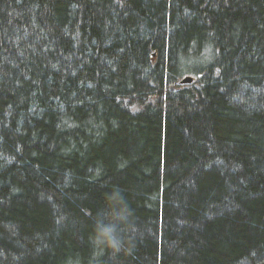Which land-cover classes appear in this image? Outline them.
<instances>
[{
  "label": "trees",
  "instance_id": "trees-1",
  "mask_svg": "<svg viewBox=\"0 0 264 264\" xmlns=\"http://www.w3.org/2000/svg\"><path fill=\"white\" fill-rule=\"evenodd\" d=\"M69 257L264 264V0H0V264Z\"/></svg>",
  "mask_w": 264,
  "mask_h": 264
},
{
  "label": "clouds",
  "instance_id": "clouds-1",
  "mask_svg": "<svg viewBox=\"0 0 264 264\" xmlns=\"http://www.w3.org/2000/svg\"><path fill=\"white\" fill-rule=\"evenodd\" d=\"M106 208L93 217L89 235L94 252L118 253L128 250L134 243L135 226L132 211L119 188L105 195ZM66 264H80L77 257H69Z\"/></svg>",
  "mask_w": 264,
  "mask_h": 264
},
{
  "label": "water",
  "instance_id": "water-1",
  "mask_svg": "<svg viewBox=\"0 0 264 264\" xmlns=\"http://www.w3.org/2000/svg\"><path fill=\"white\" fill-rule=\"evenodd\" d=\"M191 79H192L191 77L187 76V77L183 78L182 80H180V83H183V84L190 83Z\"/></svg>",
  "mask_w": 264,
  "mask_h": 264
}]
</instances>
